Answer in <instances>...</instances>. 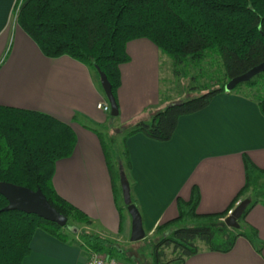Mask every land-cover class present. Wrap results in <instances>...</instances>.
Here are the masks:
<instances>
[{
  "label": "trees",
  "instance_id": "obj_1",
  "mask_svg": "<svg viewBox=\"0 0 264 264\" xmlns=\"http://www.w3.org/2000/svg\"><path fill=\"white\" fill-rule=\"evenodd\" d=\"M14 13L17 25L44 56L66 55L103 72L117 106L120 65L130 59L126 45L132 40L148 39L171 58L175 68L185 62L200 65L209 56L219 58L223 72L214 85L202 86V93L171 103L149 120H138L127 129L122 137V158L117 164L102 132L84 124L100 139L120 212L118 232L122 223L118 166H123L126 177L130 167L125 140L142 133L154 141H169L179 117L204 109L214 96L225 92L224 86L230 79L264 62V0H16ZM231 91L255 100L264 116V72ZM76 140L71 126L52 115L0 105V181L32 190L40 188L49 204L67 217V223L59 226L36 214L3 210L8 201L0 194V264H21L29 254L30 240L37 229L87 251L107 253L116 259L124 254L116 241L86 228L92 224L90 217L54 189L55 163L72 154ZM243 165L244 185L227 209L198 213L200 193L196 186L192 187L188 200L176 199L178 215L156 225L150 237L145 234L152 246V264H185L188 257L199 252L198 241L217 252L230 251L239 236L254 241L257 236L254 227L235 231L224 223L228 210L244 194L250 204L239 220L258 201L264 204V185H259L264 168L255 165L246 154ZM131 199L139 210L132 194ZM72 222L83 225L73 231ZM167 249H171L170 258Z\"/></svg>",
  "mask_w": 264,
  "mask_h": 264
},
{
  "label": "crops",
  "instance_id": "obj_2",
  "mask_svg": "<svg viewBox=\"0 0 264 264\" xmlns=\"http://www.w3.org/2000/svg\"><path fill=\"white\" fill-rule=\"evenodd\" d=\"M15 1L0 0V105L47 113L71 126L76 145L69 157L55 163L54 189L85 212L102 235L125 236L131 232V218L122 216L118 232L120 212L104 169L100 139L84 126L99 130L105 121L97 107L106 102L98 72L66 55L44 56L12 23ZM126 51L130 59L120 65L117 90L119 122L149 120L165 103H174H163L164 55L145 38L128 42ZM124 147L130 160V191L145 234L151 235L156 225L178 215L176 199L188 200L193 186L200 193L198 213L221 212L230 206L245 182L243 155L264 168V116L256 101L243 93L222 92L204 109L179 117L169 141L135 133ZM252 211L247 225L257 231L254 241L239 236L228 252L203 246L185 264H264V204L254 205L248 213ZM87 258L88 251L78 244L37 229L21 264H84Z\"/></svg>",
  "mask_w": 264,
  "mask_h": 264
},
{
  "label": "rangeland",
  "instance_id": "obj_3",
  "mask_svg": "<svg viewBox=\"0 0 264 264\" xmlns=\"http://www.w3.org/2000/svg\"><path fill=\"white\" fill-rule=\"evenodd\" d=\"M16 13V12H15ZM13 14L12 23H16V14ZM17 24V23H16ZM162 57V71H161V89L164 95V102H179L185 100L189 97L202 93L204 91V85H214L218 77L222 74L223 70L221 63L217 56L206 57L205 60L200 65H192L190 62L182 63L181 65L173 66L171 58L163 54ZM176 69L178 72H175ZM261 85L257 88L260 89ZM166 98V99H165ZM107 101V100H106ZM108 103V102H107ZM168 105H163L166 107ZM105 121L100 125L99 131L102 132L106 144L113 156L114 162L122 158L123 153V142L122 137L124 133L129 129L136 121H120L118 116H111L110 111L104 112ZM103 158V157H102ZM105 159V158H104ZM103 165L106 173L108 170L106 168L105 162L103 160ZM259 185L262 187L264 185V178L259 180ZM264 191V188H263ZM242 200L247 198V194L240 197ZM259 199H262L260 197ZM123 200V199H122ZM119 199L118 204L122 207V216L130 217L124 203ZM257 206H262L263 202L258 201ZM117 211V210H116ZM118 213V212H117ZM253 215L247 213L244 219L239 220V227L235 228V231L245 230L249 227L247 221H250V216ZM118 223H120V217L118 213ZM83 224L72 222L70 225V230H75L78 227H82ZM85 226V225H84ZM86 228L99 232L101 234V228H99L95 223H92ZM99 228V229H98ZM125 236L121 235H111L108 232H104V236H108L112 240L116 241L117 244L122 248L124 254L118 257L120 264H152V246L150 238H144L142 240L131 242L129 240L130 231L126 232ZM129 234V235H128ZM151 236V235H147ZM198 246L201 248L204 244L200 241L197 242ZM167 257H171V249L166 250Z\"/></svg>",
  "mask_w": 264,
  "mask_h": 264
},
{
  "label": "water",
  "instance_id": "obj_4",
  "mask_svg": "<svg viewBox=\"0 0 264 264\" xmlns=\"http://www.w3.org/2000/svg\"><path fill=\"white\" fill-rule=\"evenodd\" d=\"M96 69L100 78L102 90L110 107V115L113 117L118 116L119 110L112 93L111 85L106 75L98 68ZM261 72H264V62L253 67L246 73L230 79L224 86L225 92H230L240 83L250 81ZM118 168L123 203L131 217V232L129 240L131 242H136L145 237L142 218L140 211L136 205L132 203L130 184L124 172L123 166L119 164ZM0 194L8 201V204L3 210H19L25 213L36 214L37 216L47 221L54 222L59 226H64L67 223V217L60 214L49 204L40 188L32 190L26 187L14 185L12 183L0 181ZM249 204V198L241 200L238 205L234 207L231 214L224 219L225 225L230 228H238V220Z\"/></svg>",
  "mask_w": 264,
  "mask_h": 264
},
{
  "label": "built area",
  "instance_id": "obj_5",
  "mask_svg": "<svg viewBox=\"0 0 264 264\" xmlns=\"http://www.w3.org/2000/svg\"><path fill=\"white\" fill-rule=\"evenodd\" d=\"M97 107L104 112L110 111V107L107 101L98 103ZM239 202L240 201H237L235 206L238 205ZM234 207L228 210L226 217L231 214ZM84 264H120V262L118 261V259L109 256L107 253L88 251V258Z\"/></svg>",
  "mask_w": 264,
  "mask_h": 264
}]
</instances>
